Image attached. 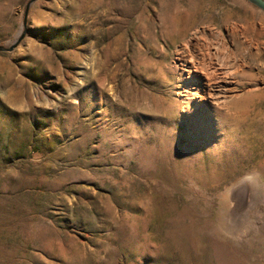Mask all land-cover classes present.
<instances>
[{
  "label": "rangeland",
  "instance_id": "1",
  "mask_svg": "<svg viewBox=\"0 0 264 264\" xmlns=\"http://www.w3.org/2000/svg\"><path fill=\"white\" fill-rule=\"evenodd\" d=\"M0 46V264H264V11L0 0Z\"/></svg>",
  "mask_w": 264,
  "mask_h": 264
},
{
  "label": "water",
  "instance_id": "2",
  "mask_svg": "<svg viewBox=\"0 0 264 264\" xmlns=\"http://www.w3.org/2000/svg\"><path fill=\"white\" fill-rule=\"evenodd\" d=\"M247 1H249L250 3L255 5L256 7H258L262 11H264V0H247ZM27 14H28V8L26 9V13H25V22H26ZM11 50H12V47L8 48V47L0 46V52H9Z\"/></svg>",
  "mask_w": 264,
  "mask_h": 264
},
{
  "label": "bare ground",
  "instance_id": "3",
  "mask_svg": "<svg viewBox=\"0 0 264 264\" xmlns=\"http://www.w3.org/2000/svg\"><path fill=\"white\" fill-rule=\"evenodd\" d=\"M223 51V50H222ZM219 59V58H218ZM187 64L189 65L188 66V68H187V71H188V73H189V75H190V78L192 79H194L195 78V76H193V74H194V72H198V67L196 68L195 67V65L190 61V62H188L187 61ZM221 64V63H220ZM226 65V64H225ZM206 66V65H205ZM208 69V68H207ZM200 71V70H199ZM235 73V72H234ZM210 74V73H209ZM212 76H213V74H212ZM216 76V75H215Z\"/></svg>",
  "mask_w": 264,
  "mask_h": 264
}]
</instances>
